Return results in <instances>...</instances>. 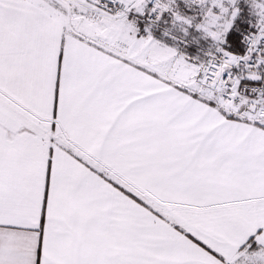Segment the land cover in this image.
Here are the masks:
<instances>
[{
	"label": "snow or ice",
	"instance_id": "snow-or-ice-1",
	"mask_svg": "<svg viewBox=\"0 0 264 264\" xmlns=\"http://www.w3.org/2000/svg\"><path fill=\"white\" fill-rule=\"evenodd\" d=\"M0 264H264V0H0Z\"/></svg>",
	"mask_w": 264,
	"mask_h": 264
}]
</instances>
